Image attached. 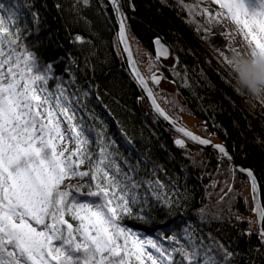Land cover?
Returning a JSON list of instances; mask_svg holds the SVG:
<instances>
[{
  "label": "trees",
  "instance_id": "16d2710c",
  "mask_svg": "<svg viewBox=\"0 0 264 264\" xmlns=\"http://www.w3.org/2000/svg\"><path fill=\"white\" fill-rule=\"evenodd\" d=\"M74 2L0 0L6 6L0 15L6 17L9 8L15 12L10 26L40 71L52 65L46 87L52 93L58 86L66 89L75 112L74 123L83 127L90 152L98 154L102 141L122 173L135 181L158 180L164 185L160 191L171 201L170 207L153 200L144 205L151 222L133 215L120 223L134 228L132 232L141 239L167 248L186 245L183 230L189 228L195 242L210 246L215 241L233 251L230 264H264V254L256 251L261 245L247 180L237 172L229 180L235 199L216 203V194L228 179L224 172L241 167L253 171L264 207V124L259 122L264 120V106L256 102L255 107H248L225 95L227 92L239 101L242 97L225 69L224 58L205 44L206 18L181 11L176 0H131L135 11L127 0H120L138 69L148 82L153 73L162 75L177 95L168 105L158 97L157 89L153 90L160 106L186 129L183 118L196 119L195 127L188 130L203 137L208 132L211 141L225 146L232 164L190 143L176 148L177 136L155 117L128 71L116 44L117 27L107 3L89 0L88 6L73 10ZM76 36L82 37L83 43H74ZM157 37L171 49L175 62L169 67L157 61L158 67L150 72L148 61L155 60L153 40ZM213 181L216 188L210 187ZM139 195L143 199L144 191ZM135 209L140 212L139 205ZM163 225L169 226L164 229L165 236L177 235L179 245L161 240L152 231ZM175 259L179 262L181 258L176 255Z\"/></svg>",
  "mask_w": 264,
  "mask_h": 264
},
{
  "label": "snow or ice",
  "instance_id": "6c2138e0",
  "mask_svg": "<svg viewBox=\"0 0 264 264\" xmlns=\"http://www.w3.org/2000/svg\"><path fill=\"white\" fill-rule=\"evenodd\" d=\"M176 2L190 16L206 17L209 26L229 21L247 47L243 52L231 46L229 50L235 55H250L254 65L264 68V0H210L218 5L215 12L201 7L205 0L194 4ZM108 3L117 17L116 44L128 53L131 75L151 100L154 111L174 123L135 67L128 44V17L121 10L120 0ZM88 4L89 0H75L71 7L78 10ZM129 6L135 11L131 0ZM5 9L0 4V11ZM7 13L6 17L0 15V264H230L233 251L215 241L210 246L195 242L189 228L183 230L186 245L167 248L151 239H141L120 223L133 215L151 222L144 205L153 200L170 207L171 201L160 191L164 185L158 180L135 181L122 173L102 141L98 154L90 152L83 127L74 123L75 112L66 89L58 86V91L52 93L46 87L52 65L43 71L38 69L35 58L20 45L10 26L15 12L9 8ZM74 43H83L82 37H74ZM153 45L155 60L148 61L150 72L158 67L161 57L167 59L170 55L161 38H155ZM225 62L232 64L227 58ZM150 78L153 84L160 83L157 74ZM176 131L198 145L215 148L222 158L231 161L224 145H212L209 139L184 128L177 127ZM175 144L185 147L183 139L175 140ZM237 172L246 175L252 212L264 225V207L259 202L257 179L251 169L231 167L224 172L228 179L216 194V203L235 199L229 180ZM210 187L216 188L217 182L213 181ZM140 190L144 191L143 199ZM136 205L140 206L139 213ZM168 227L158 226L152 231L161 240L179 245L177 235L165 236L164 229ZM258 236L261 247L256 251L264 254V226ZM176 255L181 258L179 262Z\"/></svg>",
  "mask_w": 264,
  "mask_h": 264
},
{
  "label": "rangeland",
  "instance_id": "374dc122",
  "mask_svg": "<svg viewBox=\"0 0 264 264\" xmlns=\"http://www.w3.org/2000/svg\"><path fill=\"white\" fill-rule=\"evenodd\" d=\"M204 7H207L210 12H215L219 10L218 5L211 4L210 0H205ZM233 35H234V39H233ZM204 39H205L206 46L212 49L213 51H215L216 53L220 54L224 58V60L225 58L230 60L235 55V53L229 50L230 46L236 48L237 51H241V52L247 50L246 44L243 42V38L240 37L238 34H235V26L232 25L229 21H224L222 25H218L215 22H213L210 26L208 25V29L204 33ZM160 62L170 67L174 64L175 61L173 59H169L167 61H164V62L160 61ZM224 63H225V69L229 73L230 77H232L231 72H230V66L226 62ZM156 89H157L156 94L157 93L161 94L158 97L160 99H164V102L167 103L168 105H170V102H171L170 100L172 98H174L175 100L177 98V95L174 94L173 86L169 82H166L164 78L161 81L160 86L155 89L152 88V91ZM167 95H170V96H167ZM225 95L229 97L234 103L244 104L250 107L248 99L242 94H241L242 97L240 101L235 97H231L230 94H228L227 92H225ZM260 120L261 121L259 122L264 124V120L263 119H260ZM183 122L185 123L188 129L192 130L195 127L194 123L196 122V119L190 118V117H184ZM124 227L127 229H130L131 231L134 229V228H129L128 226H124Z\"/></svg>",
  "mask_w": 264,
  "mask_h": 264
},
{
  "label": "clouds",
  "instance_id": "9594fccd",
  "mask_svg": "<svg viewBox=\"0 0 264 264\" xmlns=\"http://www.w3.org/2000/svg\"><path fill=\"white\" fill-rule=\"evenodd\" d=\"M230 72L235 87L255 107L259 102L264 106V68L254 65L250 55H234L231 59Z\"/></svg>",
  "mask_w": 264,
  "mask_h": 264
},
{
  "label": "water",
  "instance_id": "95a60500",
  "mask_svg": "<svg viewBox=\"0 0 264 264\" xmlns=\"http://www.w3.org/2000/svg\"><path fill=\"white\" fill-rule=\"evenodd\" d=\"M106 3H107V5L109 6V8H110V10H111V12H112V15H113V18H114V21H115V24H116V27H117V32H118V23H117V17H116V15L113 13V11H112V6L108 3V0H104ZM128 2H129V0H127ZM163 43V42H162ZM128 44H129V46H130V43H129V40H128ZM164 44V43H163ZM164 45H166V44H164ZM167 46V45H166ZM168 47V46H167ZM169 48V47H168ZM120 49H121V51H122V54H123V56H124V58H125V60H126V63H127V68H128V71H129V73H130V75H131V72H132V69L129 67V63H128V53H125L124 51H123V46L121 45L120 46ZM170 49V48H169ZM153 50H154V55H155V46L153 45ZM130 51H131V56H132V58H133V60L135 61V59H134V56H133V53H132V49H131V46H130ZM169 59H173L174 61H175V56L172 54V51H171V49H170V55H169V57L167 58V59H164L163 57H161L159 60L160 61H167V60H169ZM135 67L138 69V66H137V64H136V62H135ZM138 71L140 72V70L138 69ZM140 74L142 75V73L140 72ZM132 76V75H131ZM143 76V75H142ZM158 76H160L161 77V79H160V83H161V81L163 80V76L162 75H158ZM144 77V76H143ZM132 78H133V76H132ZM134 79V78H133ZM146 80V79H145ZM134 81H135V79H134ZM147 81V80H146ZM135 83H136V81H135ZM147 83H148V87L150 88V89H152V88H158L159 86H160V83L159 84H153L152 83V81H151V78H150V81L148 82L147 81ZM137 84V83H136ZM138 85V84H137ZM139 87V86H138ZM140 88V90H141V92L143 93V95H144V97H145V99H146V101H147V103H148V105H149V107H150V109H151V111H152V113L155 115V117L161 122V124L166 128V129H168L171 133H173L174 135H176L177 137H176V139L175 140H177V139H183L184 140V143L186 144V143H190V144H192V145H194V146H196V147H198V148H200V149H203V150H205V151H211V152H214L218 157H219V159H221V160H223V161H226V162H228V163H231L232 164V159H231V161H229V160H227L226 158H222L221 156H220V154L215 150V148H213V147H211V146H208V147H205V146H201V145H198V144H196V143H194V142H192L191 140H189L187 137H184L183 136V133H181V132H178V131H176V128L177 127H180V128H184L185 130H187V131H190V130H188V129H186L185 127H183L181 124H179L175 119H173L161 106V108L169 115V117L174 121V123H170L169 122V120H165L163 117H161V116H159L155 111H154V109H153V106H152V103H151V100L148 98V96H147V94L142 90V88L141 87H139ZM153 92V91H152ZM153 97L155 98V96H154V93H153ZM155 100H156V98H155ZM156 102L158 103V101L156 100ZM159 104V103H158ZM160 105V104H159ZM190 132H192V131H190ZM194 135H196V136H198V137H201V138H206V139H209V134H208V132H207V135L205 136V137H203V136H200V135H198V134H196V133H194V132H192ZM210 140V139H209ZM211 141V140H210ZM174 144H175V141H174ZM211 144L212 145H216L217 143H214L213 141H211ZM175 146H176V148L177 149H180L179 147H177V145L175 144ZM232 158V157H231ZM235 168H241V167H235ZM245 169V168H244ZM240 175H242L246 180H247V177H246V175H244L243 173H240V172H238ZM247 182H248V180H247ZM249 185V184H248ZM257 185H258V183H257ZM249 195H250V200H251V206L253 207V204H252V193H251V188H250V185H249ZM258 199H259V202H260V195H259V187H258ZM260 204H261V202H260ZM251 213H252V215L255 217V222H256V231H257V233L259 232V229L262 227V225H261V223L258 221V218H257V216L252 212V209H251Z\"/></svg>",
  "mask_w": 264,
  "mask_h": 264
},
{
  "label": "bare ground",
  "instance_id": "6f19581e",
  "mask_svg": "<svg viewBox=\"0 0 264 264\" xmlns=\"http://www.w3.org/2000/svg\"><path fill=\"white\" fill-rule=\"evenodd\" d=\"M211 45H212V43H211Z\"/></svg>",
  "mask_w": 264,
  "mask_h": 264
}]
</instances>
